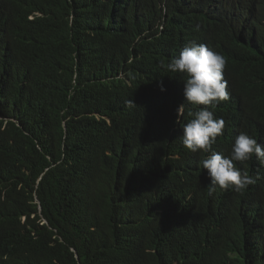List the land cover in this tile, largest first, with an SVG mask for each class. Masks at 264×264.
Returning <instances> with one entry per match:
<instances>
[{"label":"trees","instance_id":"obj_1","mask_svg":"<svg viewBox=\"0 0 264 264\" xmlns=\"http://www.w3.org/2000/svg\"><path fill=\"white\" fill-rule=\"evenodd\" d=\"M192 41L226 60L212 150L264 142V0H0V264H264V164L209 194L181 140Z\"/></svg>","mask_w":264,"mask_h":264},{"label":"clouds","instance_id":"obj_2","mask_svg":"<svg viewBox=\"0 0 264 264\" xmlns=\"http://www.w3.org/2000/svg\"><path fill=\"white\" fill-rule=\"evenodd\" d=\"M225 58L214 49L195 41L184 46L179 55L171 58L167 65L173 73L186 74L184 80V103L178 108V115L183 113L185 102L194 106H203L194 113L184 125L181 140L191 152L210 153L201 161L210 180L208 192L215 186L221 189H233L237 192L255 183L246 169L251 168L247 162L253 155L264 164V142L241 132L235 138L229 156L212 150L217 137L223 134L224 120L216 118L210 109L221 101L229 99L228 82L224 78ZM161 91H164L161 86ZM131 103V102H130ZM259 164L254 159H250ZM235 162H241L237 168Z\"/></svg>","mask_w":264,"mask_h":264},{"label":"bare ground","instance_id":"obj_3","mask_svg":"<svg viewBox=\"0 0 264 264\" xmlns=\"http://www.w3.org/2000/svg\"><path fill=\"white\" fill-rule=\"evenodd\" d=\"M259 7V6H258ZM188 11V10H187ZM27 17V16H26ZM25 18V17H24ZM142 46V45H141ZM218 143V142H217ZM225 143V142H224Z\"/></svg>","mask_w":264,"mask_h":264},{"label":"water","instance_id":"obj_4","mask_svg":"<svg viewBox=\"0 0 264 264\" xmlns=\"http://www.w3.org/2000/svg\"><path fill=\"white\" fill-rule=\"evenodd\" d=\"M40 209H42V208H40Z\"/></svg>","mask_w":264,"mask_h":264}]
</instances>
